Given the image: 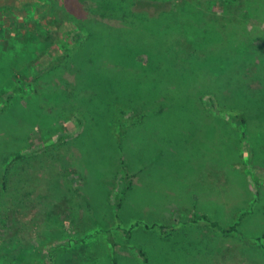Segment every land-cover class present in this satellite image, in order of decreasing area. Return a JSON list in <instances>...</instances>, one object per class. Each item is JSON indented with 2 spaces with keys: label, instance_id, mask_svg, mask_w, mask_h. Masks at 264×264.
Here are the masks:
<instances>
[{
  "label": "rangeland",
  "instance_id": "374dc122",
  "mask_svg": "<svg viewBox=\"0 0 264 264\" xmlns=\"http://www.w3.org/2000/svg\"><path fill=\"white\" fill-rule=\"evenodd\" d=\"M0 264H264V0H0Z\"/></svg>",
  "mask_w": 264,
  "mask_h": 264
},
{
  "label": "trees",
  "instance_id": "16d2710c",
  "mask_svg": "<svg viewBox=\"0 0 264 264\" xmlns=\"http://www.w3.org/2000/svg\"><path fill=\"white\" fill-rule=\"evenodd\" d=\"M110 4H103V6H108ZM102 6V4H101ZM112 6V4L110 5V7ZM61 60H64L62 57L61 58H57L56 61H61ZM88 61V66H93V60L92 59H87ZM108 74V73H105V75ZM113 79L114 77L110 76V79ZM116 80V79H115ZM79 93V92H78ZM115 92L112 91L110 92V95H113V97H108V96H105L106 97V101L103 102L104 98L103 96H98V95H95V96H89L90 99L88 100V105L89 106H86L89 110H86L85 109V113L88 115H90L91 113H95V106L97 107H106V108H109L108 110L112 109L113 106H116V103H117V100L114 96ZM95 97V98H94ZM120 106H118L116 109H117V112H119V114L121 115L122 114V104H118ZM95 116H96V113H95ZM239 119V124L240 125H244L245 121L243 120V118L241 116L237 117ZM91 119V118H90ZM94 128V127H92ZM105 128H107L108 130V126L107 127H104V128H99V127H95L94 130L95 132L97 133V140L101 141V138H99V136L102 134V133H106V131L104 132V130H106ZM129 178L128 177H125L124 178V181H125V188L124 190L122 191V195L125 194L126 191H128V189H130L131 187V184H130V181L128 180ZM3 180L6 181V172L4 173L3 175ZM246 214H242L240 217H239V220L236 221L232 226H230L229 228H223L221 225L217 224L215 221L211 220V219H208L206 217H204V221L208 224L209 227L211 228H214L215 230H217L221 235L223 236H228V235H234L235 232H237L236 235L239 234V231H238V227H240L241 223L240 221L243 219V217L245 216ZM147 229H151L149 226H146ZM138 253L141 257H143V263H148L149 262V259H148V256H146V254L142 251V250H138Z\"/></svg>",
  "mask_w": 264,
  "mask_h": 264
}]
</instances>
